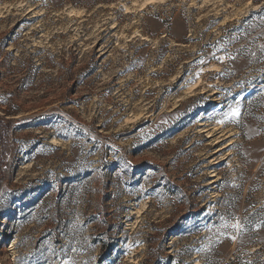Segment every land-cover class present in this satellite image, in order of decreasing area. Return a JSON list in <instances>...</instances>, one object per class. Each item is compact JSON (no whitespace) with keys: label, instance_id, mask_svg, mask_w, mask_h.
<instances>
[{"label":"rangeland","instance_id":"rangeland-1","mask_svg":"<svg viewBox=\"0 0 264 264\" xmlns=\"http://www.w3.org/2000/svg\"><path fill=\"white\" fill-rule=\"evenodd\" d=\"M3 120L0 264H264V0H0Z\"/></svg>","mask_w":264,"mask_h":264},{"label":"trees","instance_id":"trees-1","mask_svg":"<svg viewBox=\"0 0 264 264\" xmlns=\"http://www.w3.org/2000/svg\"><path fill=\"white\" fill-rule=\"evenodd\" d=\"M9 141H10V126H9V123L6 122V121H2L0 123V142L2 144V146L5 147L4 150H7V146L9 144ZM1 166L0 165V169H1ZM108 246L105 245L104 249H106Z\"/></svg>","mask_w":264,"mask_h":264},{"label":"snow or ice","instance_id":"snow-or-ice-1","mask_svg":"<svg viewBox=\"0 0 264 264\" xmlns=\"http://www.w3.org/2000/svg\"><path fill=\"white\" fill-rule=\"evenodd\" d=\"M231 116L235 117V116H238L239 115V110L238 109H232L231 113H230ZM227 226V225H225ZM231 227L239 230L241 225L239 224V222L235 223V224H232Z\"/></svg>","mask_w":264,"mask_h":264}]
</instances>
